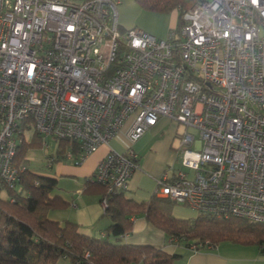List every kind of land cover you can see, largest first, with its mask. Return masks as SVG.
<instances>
[{"label": "built area", "instance_id": "1", "mask_svg": "<svg viewBox=\"0 0 264 264\" xmlns=\"http://www.w3.org/2000/svg\"><path fill=\"white\" fill-rule=\"evenodd\" d=\"M121 3L0 0V177L18 181L30 121L46 147L75 141L66 158L82 163L128 121L136 141L167 117L185 127L181 164L156 194L264 223V0H195L166 37L123 26ZM139 159L110 146L91 179L127 190Z\"/></svg>", "mask_w": 264, "mask_h": 264}, {"label": "trees", "instance_id": "2", "mask_svg": "<svg viewBox=\"0 0 264 264\" xmlns=\"http://www.w3.org/2000/svg\"><path fill=\"white\" fill-rule=\"evenodd\" d=\"M145 10L178 13L177 27L182 14L195 0H136ZM26 125V123L24 124ZM33 138L18 145L15 163L20 168L19 179L9 185L0 177V264H56L64 257L72 264H176L181 254L166 251L152 243H131L123 236L133 230V219L144 216L148 222L166 233L169 242L194 249L222 241L239 244H258L264 247V223L236 216H217L198 213L194 218L175 215L174 201L153 194L148 199H135L126 190L108 191L106 186L87 178L98 186L101 201L106 199L104 215L111 222L101 234H88L80 230L76 221L53 218V209L66 206L57 193L58 180L32 171L26 164L29 146L42 143L33 124L26 125ZM79 147L75 141L60 139L55 151L49 153L54 162L64 159ZM75 162V161H74Z\"/></svg>", "mask_w": 264, "mask_h": 264}, {"label": "crops", "instance_id": "3", "mask_svg": "<svg viewBox=\"0 0 264 264\" xmlns=\"http://www.w3.org/2000/svg\"><path fill=\"white\" fill-rule=\"evenodd\" d=\"M119 9V18L123 26L137 25L134 17L137 13L142 14V8L136 0L122 1ZM141 20L142 28L157 36L166 37L171 29L177 27L178 13L176 10L169 13L145 11ZM177 125L167 117H160L158 122L139 139L132 141L128 136V124L109 144L101 145L82 163H75L66 157L54 161L51 165L53 170L43 174L58 180L56 191L67 200V204L62 208L53 209L50 214L61 221L69 219L78 222L82 232L101 234L111 220L103 214L104 206L98 186L90 181L87 182V178L92 177L98 161L108 153L110 146L116 150L133 146L140 155L139 167L130 178L126 194L138 200L148 199L156 190L157 180L164 170L175 164L171 143ZM174 212L188 218L198 215L195 209L189 207L177 206ZM133 222V230L123 236L124 241L152 243L162 246L170 253L177 252L181 254V257L176 259V264H264V247L262 246L259 250H249L253 252L243 249L245 252L236 254L229 249L232 245L224 244L222 241L197 250L183 244L169 242L166 233L148 222L144 216L134 217Z\"/></svg>", "mask_w": 264, "mask_h": 264}, {"label": "rangeland", "instance_id": "4", "mask_svg": "<svg viewBox=\"0 0 264 264\" xmlns=\"http://www.w3.org/2000/svg\"><path fill=\"white\" fill-rule=\"evenodd\" d=\"M124 2H131V0H122ZM142 8V7H141ZM121 9V8H120ZM119 9V10H120ZM132 11H134L132 9ZM145 11H149V10H145L142 8V14L140 15V13L135 14V24H137V26H142V16L145 13ZM158 13H162V12H158ZM129 124V121L126 123V125L124 126V128L127 127V125ZM175 128H173L174 130ZM185 127L183 125H177V128L174 131V136L172 137V151L174 152L175 155V164L174 165H180L181 161H180V155H179V149H178V145H179V132H181L182 130H184ZM147 131V130H146ZM189 131L194 132L196 134V137H199V133L198 131H196L193 128H189ZM25 137L26 139H32L33 138V134L31 132V130H26L25 131ZM49 141V146L46 147L43 145V143L39 144V145H33V146H29L26 150V164L27 166L34 172L36 173H40L43 174L45 172L51 171L53 170L51 168L52 163L49 162V153L53 152L56 150L57 146H58V141H53L51 138L48 139ZM177 206H181V207H188V206H184V205H179V204H174L172 211L175 215H177L174 212V209ZM190 208V207H189ZM51 215V214H49ZM53 217V215H51ZM179 216V215H177ZM179 217H184V218H188L185 216H179ZM227 245H234V247H229V249L236 253V254H242L243 252H245L246 249L248 252H253V251H249V250H259L261 249V246L258 244H239V243H234L232 241H224V244ZM208 246V245H207ZM56 264H72V262L67 259V258H60Z\"/></svg>", "mask_w": 264, "mask_h": 264}]
</instances>
